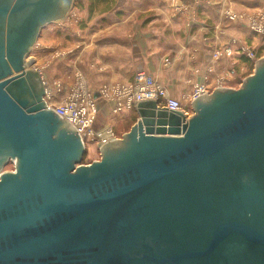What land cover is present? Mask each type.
Masks as SVG:
<instances>
[{
	"label": "water",
	"instance_id": "1",
	"mask_svg": "<svg viewBox=\"0 0 264 264\" xmlns=\"http://www.w3.org/2000/svg\"><path fill=\"white\" fill-rule=\"evenodd\" d=\"M74 3L0 0V264H264V58L190 117L134 102L137 123L83 165L26 62Z\"/></svg>",
	"mask_w": 264,
	"mask_h": 264
},
{
	"label": "crops",
	"instance_id": "2",
	"mask_svg": "<svg viewBox=\"0 0 264 264\" xmlns=\"http://www.w3.org/2000/svg\"><path fill=\"white\" fill-rule=\"evenodd\" d=\"M87 2L82 1L80 20L63 23L67 34L69 29H76L75 44H71L76 70L97 105L99 118L107 115L111 119L109 128L117 139L128 133L122 122L133 113L114 116V102L98 95L104 86L127 84L136 72L143 71L187 108L192 105L189 94L195 85L205 84L213 92L218 89L219 78L225 77L230 81V89H239L248 76L253 61L237 54L234 59L223 57L214 64L215 49L229 47L237 51L244 46L256 49L261 38L251 30L249 19L260 15L264 0ZM228 7L239 16L238 20H228L225 16ZM229 64L235 66L234 77L228 73Z\"/></svg>",
	"mask_w": 264,
	"mask_h": 264
},
{
	"label": "built area",
	"instance_id": "3",
	"mask_svg": "<svg viewBox=\"0 0 264 264\" xmlns=\"http://www.w3.org/2000/svg\"><path fill=\"white\" fill-rule=\"evenodd\" d=\"M225 16L230 21H236L239 19V16L236 15L231 7L226 9ZM261 18L262 12L257 18H250L249 26L255 34L264 35V29L259 25ZM218 29L219 26H216L215 30ZM255 52V49L246 46L239 48L237 51H233L229 47H219L212 53V62L214 64L220 62L223 57L226 59H234L237 54L245 56L251 61H255ZM228 73L231 77L236 76L234 65L230 66L229 64ZM229 84L230 81L227 78L220 77L216 85L218 86V89L231 88L232 86L228 87ZM84 92H86L85 87L82 89V92L69 95L68 97L63 98V101L60 104L55 105L48 101L50 91L46 87L45 100L48 104L49 110L52 109L55 114H58V116L67 123L70 124L71 122L72 127L80 136L85 146L92 141L97 142L98 146L105 144L109 140L103 141L104 134L109 129H112L108 128L103 131H95L93 129V123L97 115V107L92 96ZM211 93V88H209V86L205 84H197L189 94V101L192 104L196 98H201ZM99 95L104 99L114 102L112 114L117 117L126 115L128 112L134 110L136 107L134 102L150 100L157 101L160 107H166L170 111L183 112L187 117L192 115L191 111L183 107L180 100L172 98L167 89H165L155 78L143 71L136 72L132 81L127 84L104 86L99 91ZM113 136L116 139L114 132Z\"/></svg>",
	"mask_w": 264,
	"mask_h": 264
},
{
	"label": "rangeland",
	"instance_id": "4",
	"mask_svg": "<svg viewBox=\"0 0 264 264\" xmlns=\"http://www.w3.org/2000/svg\"><path fill=\"white\" fill-rule=\"evenodd\" d=\"M82 1L83 0L75 1L68 17L63 22L70 21L76 23L77 19L80 20L81 17L79 18V13L81 11V7L83 6ZM86 1L88 0H84V2ZM87 3H92V0H89ZM261 6L263 7L264 5L262 4ZM261 11L262 18L259 21V25L262 29H264V8H262ZM80 16H82L81 13ZM63 22L62 26L61 24L54 23L48 25L43 30L44 33L40 36L36 45L33 47L30 56L28 57V59L32 60V67L38 69V71L42 74L46 87L50 91L48 101L55 105L60 104L63 101V98H66L69 95L82 92V89L86 86V84H84L83 76L79 74L80 71L76 70V62L73 60L75 58V51L72 49L71 44H75L74 41L76 40V33L73 32H76V29H69V34H67L66 32L68 30ZM256 35L261 38L259 40V44L256 46L257 48L255 49L256 59L253 61V65L249 72L246 73V75L248 74L247 77L254 74L256 62L264 58V35ZM84 93L89 94V91L86 90ZM187 109L193 113L191 106H188ZM128 114H131V116L125 118L126 120L124 119L122 123H124L125 129L129 132L137 123L139 116L134 111ZM110 121L107 115H105L104 118H99L97 110V115L93 123V129L95 131L106 130L110 127ZM101 157L97 142L92 141L86 146V154L83 158L82 164L90 165L93 162L100 161Z\"/></svg>",
	"mask_w": 264,
	"mask_h": 264
},
{
	"label": "bare ground",
	"instance_id": "5",
	"mask_svg": "<svg viewBox=\"0 0 264 264\" xmlns=\"http://www.w3.org/2000/svg\"><path fill=\"white\" fill-rule=\"evenodd\" d=\"M26 62L29 64L30 62H32V60H30V59H27L26 60ZM36 69V68H35ZM36 70H38V69H36ZM46 85V84H45ZM131 112V111H130ZM70 127H72V125H71V122H70V124L69 123H67ZM114 138V136H113V131L112 130H108V131H106V133L104 134V138H103V141H105V140H109V141H107L106 143H108V142H111V141H113V140H115V138ZM102 143V142H101Z\"/></svg>",
	"mask_w": 264,
	"mask_h": 264
}]
</instances>
